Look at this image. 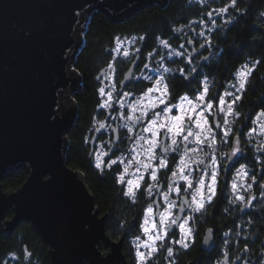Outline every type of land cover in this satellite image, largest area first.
I'll return each mask as SVG.
<instances>
[{"label": "water", "instance_id": "1", "mask_svg": "<svg viewBox=\"0 0 264 264\" xmlns=\"http://www.w3.org/2000/svg\"><path fill=\"white\" fill-rule=\"evenodd\" d=\"M169 1L0 0V227L9 237L30 223L54 264H129L123 242L107 235V217L96 209L85 176L66 162L67 136L79 113L74 97L83 83L74 69L82 24L99 11L121 24ZM23 168L27 182L4 192V178Z\"/></svg>", "mask_w": 264, "mask_h": 264}, {"label": "flooded vegetation", "instance_id": "2", "mask_svg": "<svg viewBox=\"0 0 264 264\" xmlns=\"http://www.w3.org/2000/svg\"><path fill=\"white\" fill-rule=\"evenodd\" d=\"M217 16L219 14H215L214 12L212 18ZM132 18L121 24L131 25ZM193 22V20L176 21L173 24L170 30V37L166 39L171 46L169 49H165L160 44L158 46L155 44V47L154 45H139L137 42L129 44L127 41L132 38L126 37L123 40L125 41L123 48L129 55L127 57L123 54L121 55L125 60L124 69H121V71L118 69L117 55L113 53L114 57L109 64L114 62L115 70L109 71L107 66L96 74L94 89L99 99L98 110H102L103 115L101 117H94L90 128L91 135L86 136L85 143L87 147L89 146L88 159L96 171L107 173L109 179H113L122 192L125 190L126 185H121L117 182L115 175L116 166H113L111 169L104 168L103 171L96 168V155L108 152L109 157L101 155V159L126 158L132 148L131 141L126 138L125 130L122 127L124 121L117 118L126 109L120 108L115 103L111 108H101L100 104L105 99L98 92L101 86H105L106 91L114 92L113 101L119 98L127 105L135 97L139 96L141 90L150 83L146 79L147 77L158 79L160 75H165L171 81L170 88L174 97L182 95L185 92L191 96L193 94L191 89H197L200 86V81L207 77L212 86L211 95L215 97L217 94L223 95L225 90L235 91L231 88V85L236 82V71L245 64L249 65L254 71L248 77V82L243 92L239 93L241 98L233 106L238 115L234 118L228 117L229 120L235 121L230 126L233 137L226 144L220 145L218 152L219 163L222 164V168L219 171L218 184L216 185V196L213 198L211 205L207 206L204 215L200 216L197 213L196 216L198 218L192 221L193 237L188 241L189 248L184 249L179 244H172L170 242L172 239L180 238L181 231L178 226H172L169 229L171 233L168 237L169 242L163 244L161 241L151 238L152 220H149L145 224V219L149 216L146 210L149 203L154 202L153 207L156 211L155 218L157 220L159 214L165 211L166 202L163 195L160 194L167 191L165 181H167V185H172L173 183L178 185L184 184L183 180L173 181L170 173L167 176L162 175L160 177V188L156 189L151 195L144 194L141 196L138 193L136 203H132L128 197L124 196V199L127 200V214L126 219L124 218L122 230L125 236H130V238L127 242L123 240L122 242L123 254L129 264H139L134 253L136 249L134 236L140 237L138 243H140L141 247L146 243L161 245L160 251L150 261V264H218V262L224 259L223 254L225 252L228 253L229 264H264V188L260 187V185L264 184V179H262L264 177V153H262L261 149L257 148V145L264 143V134L261 133L260 128V125L264 124V120L258 121L257 119L260 113L264 112V38L259 41L258 45L255 44L251 48L254 51L250 52V47L244 43H231L229 35L238 33L237 30H233V27L237 24L236 22L225 20H209L204 21L205 23H199L200 21H196L197 23ZM197 33H204V35H197ZM205 39L209 40L210 44H205ZM232 39L234 40V38ZM189 41H192V43H189ZM202 44L204 45L203 47H201ZM180 45H183L182 49L179 47ZM136 49H139V52ZM172 50L177 52L182 51L185 55L170 56L169 52ZM258 50L259 52H257ZM157 52L159 55H155ZM149 53H153L154 55L150 56ZM160 56L166 58L162 62V66L172 69L171 73H163L162 66L156 63L160 59ZM189 56L193 57L191 65L187 62ZM204 57H207V59H204ZM137 60L138 64L132 79L122 88L125 75ZM256 61L260 63L256 64ZM145 65H148V67H145ZM193 67L196 68L197 72L189 76V79L195 76V82L190 87H186L188 80L182 78L178 70L183 69L185 75H189ZM104 70L107 72L109 78L104 79L103 76L100 81H96V77ZM113 73L116 74V77H114ZM111 79H114V82L108 84ZM78 93L84 94L83 86ZM124 93L129 95H122ZM226 99L230 100L231 98ZM78 109L79 113L74 129L80 124L81 120V108L79 104ZM213 111L215 112L216 109H213ZM97 121H106V126L98 128ZM220 122V116L212 118L214 125ZM252 129H256V131L253 132ZM137 130L139 131V128ZM216 131L222 132L223 129L217 128ZM145 135L147 134L145 133ZM234 148H238L239 151L234 156L227 155ZM113 152H115L116 156H111ZM133 159H138V157L133 154ZM245 165L247 166V177L243 176L239 171ZM123 167L124 165H120L121 169ZM195 175H199L198 168ZM253 175L256 178L255 182L251 180ZM135 178L136 172L132 168L129 174L126 175V179ZM233 183L238 185V189L241 190L240 194L248 197L247 207L244 203L240 202L230 203V201L235 199L233 195L234 190L231 187ZM249 184H251V188H249ZM188 191H194V189H187V186L184 185L182 193ZM91 193L94 199H96L93 192ZM97 195H100L99 191H96ZM252 195L256 197L255 200L251 199ZM172 198L176 200L175 195ZM104 200L111 202L114 198L107 197ZM176 203L179 204L181 201L176 200ZM175 212L177 216L181 217L191 215L187 210L179 208ZM100 216L107 217V225L109 214L104 215L100 213ZM22 224L29 225L35 236L29 238L30 245L23 246L22 254H15L18 259H13L11 255L10 260L1 261L0 264H54L49 254V247L44 243L40 234L33 229L30 223L24 222ZM141 225L149 229V234H145L144 227H141ZM209 229H211V232ZM225 233L228 235H225ZM25 238V235H23L20 239L25 240ZM166 247L173 249V256H168L165 251ZM25 249L32 254L27 259L25 258ZM142 251L147 252L148 249L142 247ZM101 252L108 254L110 250L108 249L104 252L102 247Z\"/></svg>", "mask_w": 264, "mask_h": 264}, {"label": "snow or ice", "instance_id": "3", "mask_svg": "<svg viewBox=\"0 0 264 264\" xmlns=\"http://www.w3.org/2000/svg\"><path fill=\"white\" fill-rule=\"evenodd\" d=\"M236 6L237 0H230L229 5L220 9H213L207 15L211 18L214 12L224 14L228 12L229 7L235 8ZM193 23L197 22L194 21ZM199 23L205 22L200 21ZM197 35H204V33H197ZM144 39V36L133 37L127 43L134 44L137 40L143 41ZM157 39L159 44L165 49L171 47L168 40L159 37ZM124 42L120 37H116V51H121V46ZM189 43H192V41H189ZM205 44H210V41L205 39ZM203 46L202 44L201 47ZM179 47L182 49L183 45ZM136 51L139 52V49H136ZM123 55L127 57L129 53L124 51ZM149 55L152 56L154 54L149 53ZM155 55H159V53L157 52ZM169 55L184 56L185 54L182 51L172 50ZM165 59L164 56H160L156 63L162 66V62ZM204 59H207V57H204ZM187 62L191 65L193 57L189 56ZM255 63L259 64L260 62L256 61ZM145 67H148V65H145ZM108 70H115L114 62L108 65ZM162 71L163 73H171L172 69L162 66ZM178 71L182 78L188 80L186 87H190L195 82V76L189 79V76L197 72L195 67L191 68L189 75H185L183 69ZM252 71L254 69L249 65H243L236 71V82L231 85V88L235 91L225 90L223 95L217 94L215 97L211 95L212 86L207 77L200 81V86L197 89H191L193 93L191 96L185 92L176 97L173 96L170 88L171 81L165 75H160L158 79L147 77L146 79L150 83L141 90L139 96L135 97L127 105L119 98L113 101L114 92L106 91L105 86H101L98 89L99 94L105 97L103 103L100 104L101 108H111L115 103L120 108L126 109L117 118L124 121L122 127L125 130L126 138L131 141L132 148L126 158L116 157L104 160L101 159V155L109 157L108 152L96 155V168L103 171L104 168L111 169L116 166L115 175L117 182L121 185H126L123 195L128 197L132 203H136L138 193L141 196L144 194L151 195L156 189L160 188V177L162 175L167 176L170 173L173 181H184V184L181 185L176 183L167 185V181H165L167 191L160 194L163 195L166 208L163 213L159 214L158 220L155 218L154 202L147 205L146 210L149 216L145 219V224L152 220V239L167 244L169 242L168 237L171 235L169 229L172 226H178L181 231L180 238L172 239L170 242L179 244L184 249L189 248L188 241L193 237L192 221L198 218L196 216L197 213L200 216L204 215L207 206L211 205L213 198L216 196L219 171L222 168L218 155L220 145L226 144L233 137L230 126L235 121L229 120L228 117L234 118L238 115L233 106L241 98L239 93L245 89L248 77ZM108 78L106 72L104 79ZM122 95L129 94L124 93ZM229 97L231 98L230 100L226 99ZM213 109H216V111L214 112ZM214 116H220L221 122L214 125L212 123ZM257 119L258 121L264 120V112H261ZM97 125L98 128H104L106 121H97ZM138 128L139 131L137 130ZM217 128H222L223 131L217 132ZM260 128L261 133L264 134V124H261ZM252 131L255 132L256 129H252ZM257 148L264 153V143L257 145ZM238 151V148H234L227 155L234 156ZM133 154L138 159H133ZM111 156H116L115 152L111 153ZM120 165H124V167L121 169ZM132 168L135 169L136 178L126 179V175L129 174ZM197 168L199 169L198 176L195 175ZM239 171L243 176H248L246 165L242 166ZM251 180L255 182L256 178L254 175ZM184 185L187 186V189H194V191L182 193ZM231 187L234 190L235 199L230 201V203L240 202L247 207L248 197L240 194L241 190L238 189L236 183H233ZM260 187L264 188V184L260 185ZM249 188H251V184H249ZM173 195L181 203H176V200L172 198ZM251 199L255 200L256 197L252 195ZM177 208L187 210L191 215L177 216L175 212ZM141 227H144V225H141ZM209 231L211 232V229ZM144 232L149 234V229L144 227ZM225 235L228 234L225 233ZM139 240L140 237L137 236L135 242ZM140 247L141 245L137 243L136 257L139 264H150V261L160 251L161 245L147 243L142 245V247L148 249L147 252L140 251ZM165 251L169 257L174 254L171 247H166ZM11 255L13 259H18L14 253ZM31 255L25 249V258L27 259ZM223 255L224 259L218 264H229L228 253L225 252Z\"/></svg>", "mask_w": 264, "mask_h": 264}, {"label": "trees", "instance_id": "4", "mask_svg": "<svg viewBox=\"0 0 264 264\" xmlns=\"http://www.w3.org/2000/svg\"><path fill=\"white\" fill-rule=\"evenodd\" d=\"M230 4V0H170L162 9L158 5L139 12L131 19V25L114 24L103 12H92L88 17L84 34V46L80 51L75 71L79 73L83 81L84 94L77 93L75 101L81 108L80 124L72 130L68 138L66 162L68 167L83 173L87 185L95 195V207L100 213L109 214L106 225V233L113 241H124L130 238L125 236L122 226L127 214V200L123 192L113 179H109L107 173L96 171L88 159L89 146H86V136L91 135L90 128L94 117H101L102 110H98L99 99L95 94V76L105 69L113 59V50L116 46V37L123 41L126 37L144 36L143 41L137 40L139 45H159L158 37L168 39L170 30L176 21H233L237 24L233 30L238 33L230 34L231 43H244L253 48L264 38V0H237L235 8L229 7L228 12L215 18H208L207 13L212 9H220ZM218 14V13H215ZM234 38V40L232 39ZM254 51L253 49L250 51ZM259 52V50L257 51ZM118 69H124L123 58H116ZM29 173L26 168L9 173L1 185L4 192L18 191L27 182ZM95 184V186H94ZM96 191L100 195L96 196ZM114 198L113 201H105L104 198ZM13 214L8 215V219ZM25 235V240L20 239ZM35 236L31 227L21 224L10 237L3 234L0 227V262L10 260L11 254H22L23 246L30 245L29 238ZM133 237V236H132ZM131 237V238H132ZM133 238H136L135 236Z\"/></svg>", "mask_w": 264, "mask_h": 264}, {"label": "rangeland", "instance_id": "5", "mask_svg": "<svg viewBox=\"0 0 264 264\" xmlns=\"http://www.w3.org/2000/svg\"><path fill=\"white\" fill-rule=\"evenodd\" d=\"M89 17V16H88ZM88 17L86 18L87 20H85L84 22H83V24H82V29H83V31H84V33H85V31H86V25H87V22H88ZM83 46H84V41H82L81 40V48H79V50H78V52L80 53V51L82 50V48H83ZM116 48H117V44H116V46L114 47V50H113V53L115 54V55H117V58H122V54H123V51H124V48H123V45L121 46V51H116ZM113 75H114V77H116V74L115 73H113ZM114 82V79H111L110 81H109V83L108 84H112ZM137 243L138 242H135V246L137 247ZM140 244V243H139ZM140 251H142V247H140ZM135 256H136V249H135Z\"/></svg>", "mask_w": 264, "mask_h": 264}, {"label": "built area", "instance_id": "6", "mask_svg": "<svg viewBox=\"0 0 264 264\" xmlns=\"http://www.w3.org/2000/svg\"><path fill=\"white\" fill-rule=\"evenodd\" d=\"M84 34H85V33H83V36H82V38H81L82 41H84Z\"/></svg>", "mask_w": 264, "mask_h": 264}]
</instances>
